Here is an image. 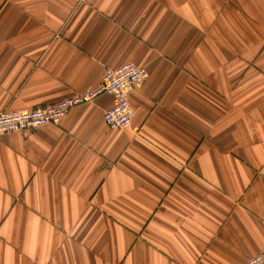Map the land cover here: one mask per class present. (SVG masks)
Listing matches in <instances>:
<instances>
[{
    "label": "crops",
    "instance_id": "obj_1",
    "mask_svg": "<svg viewBox=\"0 0 264 264\" xmlns=\"http://www.w3.org/2000/svg\"><path fill=\"white\" fill-rule=\"evenodd\" d=\"M125 61L102 94L0 135V264H243L264 249V0H0V112Z\"/></svg>",
    "mask_w": 264,
    "mask_h": 264
},
{
    "label": "built area",
    "instance_id": "obj_2",
    "mask_svg": "<svg viewBox=\"0 0 264 264\" xmlns=\"http://www.w3.org/2000/svg\"><path fill=\"white\" fill-rule=\"evenodd\" d=\"M149 76L145 67L134 61H125L106 69L99 86L94 89L72 94L54 104L26 111H1L0 135L21 132L49 124L58 125L68 112L79 105L92 103L102 94H110L115 105L104 111L105 123L113 129L131 126L135 110L130 95L143 86ZM243 264H264V249Z\"/></svg>",
    "mask_w": 264,
    "mask_h": 264
}]
</instances>
